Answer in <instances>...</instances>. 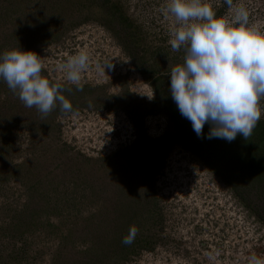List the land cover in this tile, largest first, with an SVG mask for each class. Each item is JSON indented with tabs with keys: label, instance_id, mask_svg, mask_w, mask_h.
<instances>
[{
	"label": "rangeland",
	"instance_id": "1",
	"mask_svg": "<svg viewBox=\"0 0 264 264\" xmlns=\"http://www.w3.org/2000/svg\"><path fill=\"white\" fill-rule=\"evenodd\" d=\"M205 2L231 19L224 0ZM234 4L264 32V0ZM165 7L0 0V55L37 53L42 76L62 85L77 113L57 105L45 116L0 78V264H249L264 256V220L255 212L264 206L262 177L225 171L238 182L229 187L212 170L232 162L237 171L224 151L236 140L244 151V138L218 139L216 148L196 142L171 98L170 73L186 52L171 48L178 25ZM132 35L138 42L125 47ZM81 50L90 59L78 91L59 65ZM106 62L114 67L102 75L96 66ZM260 106L264 131V99ZM132 226L138 234L124 245Z\"/></svg>",
	"mask_w": 264,
	"mask_h": 264
},
{
	"label": "clouds",
	"instance_id": "2",
	"mask_svg": "<svg viewBox=\"0 0 264 264\" xmlns=\"http://www.w3.org/2000/svg\"><path fill=\"white\" fill-rule=\"evenodd\" d=\"M231 19L218 16L205 0H166L164 15L175 18L171 32L173 51L183 48L184 63L172 68L169 92L182 117L191 122L198 138L210 125L207 139L227 142L237 136L250 138L261 119L264 99V32L249 26V12L234 0H224ZM89 54L81 50L59 65L66 79L82 90V73L89 68ZM100 74L114 65L97 64ZM42 58L21 48L0 55V78L18 94L28 108L47 116L59 105L61 112L77 113L62 94L60 84L42 76ZM138 228L132 226L122 244L132 245ZM249 264H264V256L253 254Z\"/></svg>",
	"mask_w": 264,
	"mask_h": 264
},
{
	"label": "trees",
	"instance_id": "3",
	"mask_svg": "<svg viewBox=\"0 0 264 264\" xmlns=\"http://www.w3.org/2000/svg\"><path fill=\"white\" fill-rule=\"evenodd\" d=\"M123 22H127V20L124 19ZM137 42H138V40L135 38V35H132V36H130V38H128V42H125L123 44H124L125 47L128 46V43H130L133 46H135V44ZM150 86H152V85L150 84ZM155 91L157 92V94H159V92H160V90H157V88L155 89ZM163 91H165V90H163ZM168 114H169L168 118L174 120V122H177V124H178V121H179L178 118H177L178 116L177 115L175 116L174 113H170V112ZM179 117H181L182 119H185L181 115H179ZM190 123L191 122H189V123L187 122V124L189 125L188 132L189 131L190 132L193 131ZM209 131H210V125L205 124V126L203 128L204 138H198V140H200V141H196V142H201L200 144H203V145L207 146L208 148L219 147V145L221 144L220 142H218L219 138H213V139H207L206 138L208 133H209ZM187 135H189V134H187ZM215 139H216V141H215ZM209 140H211L212 142L209 141ZM232 142H234V141H232ZM239 142L243 143V148L245 149L244 151H241L240 147L239 148L237 147L238 146V140H236L235 143L233 144L235 147L231 148L232 151H231V149H226L224 151V154H225L224 157L226 158V160L234 161V163L238 165L239 168L237 167L238 168L237 171L233 169L234 165L232 164V162H229V164H227L228 165L227 168L222 169V170H220L218 168V166H215L212 169L213 173L217 177H219L223 182H225L228 186L231 185V184L234 185V184L238 183L236 178H244L245 175H249L250 178L257 179L256 181L258 183H259L258 177H260V181L263 179V184L262 185L264 187V131H262L260 129V126L257 125L255 127V129L253 130V133H252L250 138H248L246 140L244 139V141H239ZM232 152L234 154H232ZM207 155H209V154H207ZM239 156H242L243 165H241V164L239 165V162H238V159H237V157H239ZM244 159H246L247 161L244 162ZM211 168H212V166H211ZM225 171H235V172H239V173H238L236 178L231 177V179H226ZM230 175L233 176L232 174H230ZM261 177H262V179H261ZM259 187H258V189H259ZM261 188H262V186L260 187V189ZM243 204L248 209H250V201H247V200L243 201ZM250 210H252V209H250ZM255 212L260 213L261 214L260 217L263 218V220H264V206L263 207H259L257 205Z\"/></svg>",
	"mask_w": 264,
	"mask_h": 264
}]
</instances>
